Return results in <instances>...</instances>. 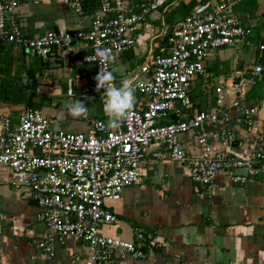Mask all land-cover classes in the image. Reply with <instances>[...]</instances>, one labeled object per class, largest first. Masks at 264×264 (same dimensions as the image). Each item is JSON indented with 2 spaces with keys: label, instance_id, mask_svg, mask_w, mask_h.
<instances>
[{
  "label": "built area",
  "instance_id": "obj_1",
  "mask_svg": "<svg viewBox=\"0 0 264 264\" xmlns=\"http://www.w3.org/2000/svg\"><path fill=\"white\" fill-rule=\"evenodd\" d=\"M26 1L39 0H0V43L43 58L56 48L84 43L88 52L82 60L94 65L97 75L100 68L111 71L116 57L135 47L134 32L165 0H144L135 10L129 7V0H100L87 30L47 31L32 37L24 33L17 16ZM239 1H200L172 29L166 45L159 48L160 54L115 80V86L127 82L134 93L148 98L144 107L133 108L116 126L94 118L87 131L71 133L54 128L41 110L27 105L18 110L16 118L0 114V168L7 172L14 189L37 199V220L52 231L37 244L47 256H53L56 239L72 238L88 249L84 264H113L116 257L125 256L143 259L145 236L140 230L136 243L103 236L100 227L117 221L105 201L119 200L125 188L142 181L141 163L147 156L185 164L192 181L210 195L215 193V179L221 173L239 185L249 179H264V136L251 124L258 107L243 104L246 93L255 86L264 94V65L239 73L226 88L216 86L215 108L163 123L173 115L180 118L184 110L193 107L192 80L205 73L210 51L240 43L252 46L251 28L233 11ZM82 2L70 0V8L80 14ZM98 48H110L112 61L100 65L95 55ZM259 48L264 50V44ZM94 91L93 78L84 94ZM67 94L71 96V90ZM226 96L231 97L230 108L239 110L249 126L246 158L230 156L218 145L236 140L229 126V109L224 108ZM81 117L88 119V113ZM184 134L191 138V150L181 139ZM238 169H245L246 174L236 173Z\"/></svg>",
  "mask_w": 264,
  "mask_h": 264
},
{
  "label": "crops",
  "instance_id": "obj_2",
  "mask_svg": "<svg viewBox=\"0 0 264 264\" xmlns=\"http://www.w3.org/2000/svg\"><path fill=\"white\" fill-rule=\"evenodd\" d=\"M69 1L22 3L17 16L24 33L32 37L47 31L87 30L100 0H83L80 14L70 8ZM129 1V7L135 10L144 0ZM200 1L207 0H165L152 11L134 32L135 47L116 57L111 70L115 80L160 54L159 48L166 45L172 29ZM255 2L254 10L251 0L233 6L236 16L251 28L252 46L240 43L210 51L204 62L205 73L192 80L193 107L184 110L180 118L173 115L163 123L184 120L199 111L215 108L216 86L226 88L239 73H248L256 64L264 65V50L259 48L264 44V0ZM87 52L84 43H77L56 48L46 58L29 53L25 57L27 64L36 57L42 63L34 74V82L25 73L21 75V83L29 85L28 102L50 118L54 128L84 132L94 118L110 126L119 123L110 121L104 111L103 89L84 94L97 72L94 65L83 62ZM134 95L133 108L144 107L148 98ZM63 97L67 98L65 103L60 101ZM230 99L226 96L224 108L229 109V126L236 140L218 145L230 156L246 158L251 137L246 132L249 126L239 110L230 108ZM77 100L88 107V119L68 114L69 105ZM243 104L258 107L251 124L264 136V94L260 86L246 93ZM25 105L0 103V114L16 118L18 110ZM181 139L189 150L193 148L188 135H182ZM141 173L142 181L125 188L119 200L105 201V207L117 221L102 225L100 234L139 243L135 235L140 230L145 236L146 256L138 260L116 257L113 264H264V179H249L239 185L221 173L215 179L216 191L210 195L192 181L188 166L167 158L158 161L147 156L141 163ZM36 202L34 196L14 189L7 172L0 168V264H84L88 249L83 242L72 238L56 239L53 256H47L37 247L50 231L37 220L40 207Z\"/></svg>",
  "mask_w": 264,
  "mask_h": 264
},
{
  "label": "trees",
  "instance_id": "obj_3",
  "mask_svg": "<svg viewBox=\"0 0 264 264\" xmlns=\"http://www.w3.org/2000/svg\"><path fill=\"white\" fill-rule=\"evenodd\" d=\"M251 1L253 3V7L251 8L254 10L257 4L255 0ZM26 55L28 53L22 48L11 44L0 43V103L11 106L21 104L31 106L28 102L29 85L21 83V75L25 73L34 82V74L38 71L42 63L39 57H36L31 63L27 64L25 59Z\"/></svg>",
  "mask_w": 264,
  "mask_h": 264
},
{
  "label": "clouds",
  "instance_id": "obj_4",
  "mask_svg": "<svg viewBox=\"0 0 264 264\" xmlns=\"http://www.w3.org/2000/svg\"><path fill=\"white\" fill-rule=\"evenodd\" d=\"M100 65L112 61L113 54L110 48H98L95 53ZM96 89H103L106 95L104 111L110 117V121L126 119L134 107L135 95L130 84L123 82L121 86H115V76L112 71H105L100 68L99 73L94 77ZM88 107L82 100L74 101L68 108V114L72 117L85 116Z\"/></svg>",
  "mask_w": 264,
  "mask_h": 264
},
{
  "label": "water",
  "instance_id": "obj_5",
  "mask_svg": "<svg viewBox=\"0 0 264 264\" xmlns=\"http://www.w3.org/2000/svg\"><path fill=\"white\" fill-rule=\"evenodd\" d=\"M236 173L246 174V170L245 169H238V170H236ZM49 231H50V233H52L51 230H49Z\"/></svg>",
  "mask_w": 264,
  "mask_h": 264
},
{
  "label": "rangeland",
  "instance_id": "obj_6",
  "mask_svg": "<svg viewBox=\"0 0 264 264\" xmlns=\"http://www.w3.org/2000/svg\"><path fill=\"white\" fill-rule=\"evenodd\" d=\"M66 99H67L66 97H63V98L60 99V101H61L62 103H63V102L65 103L64 100H66Z\"/></svg>",
  "mask_w": 264,
  "mask_h": 264
}]
</instances>
